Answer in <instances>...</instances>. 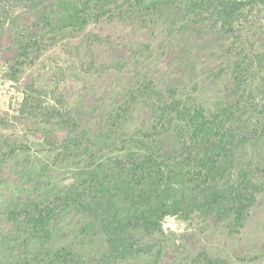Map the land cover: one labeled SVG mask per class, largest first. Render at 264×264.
Returning <instances> with one entry per match:
<instances>
[{
    "label": "rangeland",
    "instance_id": "374dc122",
    "mask_svg": "<svg viewBox=\"0 0 264 264\" xmlns=\"http://www.w3.org/2000/svg\"><path fill=\"white\" fill-rule=\"evenodd\" d=\"M144 1L149 5L153 0ZM190 1L175 0L151 11L147 24L138 15L125 21L92 23L44 50L33 64L22 68L15 83L7 76L18 45L41 34L34 26L39 15L56 16L60 11L57 0H0V14L6 22L0 46V264H20L26 238L23 226L12 219V212L61 191L86 189L89 173L94 170L92 161L71 142L68 130L20 114L26 86L44 89L48 100L53 92L64 96L65 107L104 148L96 163L125 154L118 151L121 141L151 122L146 104L139 103L113 139L100 135L109 113L118 106V97L130 89L138 75L151 78L159 89L176 88L188 104L213 109L220 100L234 103L233 70L241 57V41L224 32L214 10L207 21L193 22L186 13ZM245 12L236 34H240L244 46L264 52V7ZM89 36H93L91 40ZM90 41L98 65L122 63L123 70L102 74L87 71L84 63ZM248 87L260 95L258 80L251 78ZM175 137V131L163 137L166 152L173 150ZM127 147L128 151L137 149L130 141ZM248 158L264 167V144L253 146ZM257 179L264 184V175ZM116 204L123 213L129 211L122 198ZM88 221L89 216L77 209L56 217L49 244L42 245L38 240L30 244L33 264H43L41 255L60 247H71L87 259L101 258L108 248L107 239L104 235L83 234ZM228 224L198 216L188 221L168 217L163 221L164 234L138 231L132 235L141 246L152 247L149 253L114 264H193L203 252L226 264H264V193L239 236L230 234Z\"/></svg>",
    "mask_w": 264,
    "mask_h": 264
},
{
    "label": "trees",
    "instance_id": "16d2710c",
    "mask_svg": "<svg viewBox=\"0 0 264 264\" xmlns=\"http://www.w3.org/2000/svg\"><path fill=\"white\" fill-rule=\"evenodd\" d=\"M170 3L175 0H153L149 5L144 0H57L60 14L38 16L34 26L41 34L18 45V54L9 63L7 79L17 83L22 68L33 64L44 50L92 23L125 21L138 15L147 24L151 11ZM259 6L264 7V0H191L186 4V13L193 22L207 21L214 10L224 32L241 41H236L241 47V57L233 70L234 103L228 105L220 100L213 109L188 104L176 88L159 89L151 78L138 75L130 89L118 97V106L109 113L100 135L113 139L139 103L146 104L151 122L121 141L118 151L125 154L110 156L106 162L96 163L104 148L92 140L76 115L65 107L62 94L53 92L48 100L49 94L44 89L26 86L20 114L68 130L71 142L92 161L90 166L94 170L89 173L86 189L61 191L12 212V219L19 221L26 236L20 264H33L30 244L35 240L49 244L53 220L70 209L89 216L82 233L104 235L108 248L101 258L87 259L71 247H60L42 254L43 264H114L149 253L152 247L141 246L132 235L138 231L164 234L163 221L168 217L188 221L198 216L205 221L229 222L230 234H241L251 210L264 193V184L257 179L264 175V167L248 158L253 146L264 144V52L244 46L236 33L247 15L246 9L251 11ZM5 27L0 14V46ZM89 37L91 40L93 36ZM93 46L90 41L84 63L87 71L102 74L123 70L122 63L98 65ZM251 78L259 81L260 95L249 89ZM172 131L176 133L174 148L166 152L162 139ZM129 141L136 145V150L128 151ZM118 198L129 206L127 213L116 204ZM193 264H226V261L203 252Z\"/></svg>",
    "mask_w": 264,
    "mask_h": 264
}]
</instances>
